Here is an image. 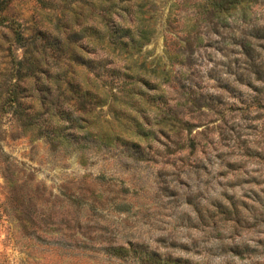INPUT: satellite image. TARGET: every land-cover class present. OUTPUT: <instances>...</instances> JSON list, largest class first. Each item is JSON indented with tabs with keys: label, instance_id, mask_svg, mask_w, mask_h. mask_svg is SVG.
<instances>
[{
	"label": "rangeland",
	"instance_id": "374dc122",
	"mask_svg": "<svg viewBox=\"0 0 264 264\" xmlns=\"http://www.w3.org/2000/svg\"><path fill=\"white\" fill-rule=\"evenodd\" d=\"M0 264H264V0H0Z\"/></svg>",
	"mask_w": 264,
	"mask_h": 264
},
{
	"label": "trees",
	"instance_id": "16d2710c",
	"mask_svg": "<svg viewBox=\"0 0 264 264\" xmlns=\"http://www.w3.org/2000/svg\"><path fill=\"white\" fill-rule=\"evenodd\" d=\"M223 3H225V2H223Z\"/></svg>",
	"mask_w": 264,
	"mask_h": 264
}]
</instances>
